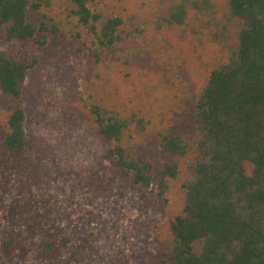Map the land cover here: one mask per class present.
Instances as JSON below:
<instances>
[{
  "label": "rangeland",
  "instance_id": "rangeland-1",
  "mask_svg": "<svg viewBox=\"0 0 264 264\" xmlns=\"http://www.w3.org/2000/svg\"><path fill=\"white\" fill-rule=\"evenodd\" d=\"M181 5L185 19L177 24L170 17ZM91 7L100 21L122 19L114 46L98 43L69 0L29 10L31 21L50 29L37 38L7 40L0 27L1 49L38 58L20 99L29 138L22 154L4 144L17 101L0 88V264H159L172 241L170 221L183 210L188 160L161 196L168 157L158 133L194 134V98L236 45L240 23L227 0H96ZM98 103L133 120L124 143L152 164L149 188L108 158L111 143L90 112ZM246 167L251 173L253 164ZM13 237L15 251L7 253L3 244ZM51 238L60 255L48 260L42 248Z\"/></svg>",
  "mask_w": 264,
  "mask_h": 264
},
{
  "label": "trees",
  "instance_id": "trees-1",
  "mask_svg": "<svg viewBox=\"0 0 264 264\" xmlns=\"http://www.w3.org/2000/svg\"><path fill=\"white\" fill-rule=\"evenodd\" d=\"M83 26L97 35L104 48L121 40L118 16L100 21L91 3L69 0ZM230 14L240 23L238 40L228 55L214 66L194 98L193 135L160 131L159 142L168 157L162 168L160 195L167 179L183 172L186 160L185 202L170 221L172 241L159 264H264V0H227ZM50 0H0V27L7 40L37 38L50 29L30 20L29 10H39ZM181 5L170 20L182 24ZM100 21V22H99ZM99 22V25H98ZM51 32H58L52 27ZM39 43L44 39L38 38ZM38 58H19L0 47V88L17 101L10 111L5 146L22 154L29 145L26 112L20 105L23 84ZM92 113L98 132L111 145L107 156L135 184L149 188L152 164L124 143L133 120L100 103ZM253 164L251 173L246 163ZM15 238L3 250L12 253ZM57 238L45 242L42 256L57 259Z\"/></svg>",
  "mask_w": 264,
  "mask_h": 264
}]
</instances>
